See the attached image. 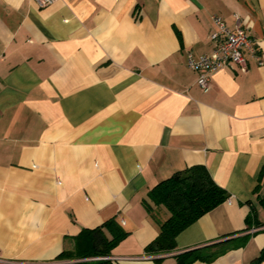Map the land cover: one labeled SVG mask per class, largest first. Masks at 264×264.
<instances>
[{
  "label": "crops",
  "instance_id": "1",
  "mask_svg": "<svg viewBox=\"0 0 264 264\" xmlns=\"http://www.w3.org/2000/svg\"><path fill=\"white\" fill-rule=\"evenodd\" d=\"M212 16L229 30L238 18L258 60L202 92L186 54L211 52ZM192 166L228 199L171 253L145 254L159 227L143 201ZM263 198L264 0H0V264L53 263L113 217L128 233L113 264H176L244 236L192 264H264Z\"/></svg>",
  "mask_w": 264,
  "mask_h": 264
},
{
  "label": "trees",
  "instance_id": "2",
  "mask_svg": "<svg viewBox=\"0 0 264 264\" xmlns=\"http://www.w3.org/2000/svg\"><path fill=\"white\" fill-rule=\"evenodd\" d=\"M229 195L211 178L204 166H192L173 174L153 187L143 206L159 227L158 236L144 249L151 256L171 253L176 248L177 236L219 205ZM264 204V198L261 201ZM157 209H165L169 216L160 222L155 216ZM255 220L254 213L246 217L248 225ZM128 233L113 217L94 229H82L71 237L72 250L62 251L53 261H73V264H113L112 250ZM247 236L190 249L175 256L176 264H192L197 261L211 262L226 250L243 246ZM262 257L256 259L260 261Z\"/></svg>",
  "mask_w": 264,
  "mask_h": 264
},
{
  "label": "built area",
  "instance_id": "3",
  "mask_svg": "<svg viewBox=\"0 0 264 264\" xmlns=\"http://www.w3.org/2000/svg\"><path fill=\"white\" fill-rule=\"evenodd\" d=\"M55 0H33L40 8L51 5ZM213 31L209 39L212 44L211 52L201 56L186 54V66L196 74V86L202 92H208L211 87L213 74L222 70L246 72L248 65L246 56L258 60L254 41L241 29L236 18L234 30H229L222 18L212 16ZM259 65L262 62L259 59Z\"/></svg>",
  "mask_w": 264,
  "mask_h": 264
}]
</instances>
